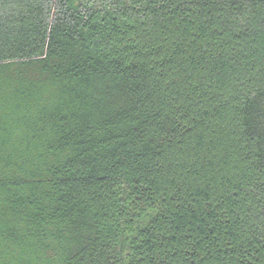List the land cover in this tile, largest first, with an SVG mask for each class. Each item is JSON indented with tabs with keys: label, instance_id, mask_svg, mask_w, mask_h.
Returning <instances> with one entry per match:
<instances>
[{
	"label": "trees",
	"instance_id": "obj_1",
	"mask_svg": "<svg viewBox=\"0 0 264 264\" xmlns=\"http://www.w3.org/2000/svg\"><path fill=\"white\" fill-rule=\"evenodd\" d=\"M0 264H264V0H0Z\"/></svg>",
	"mask_w": 264,
	"mask_h": 264
}]
</instances>
